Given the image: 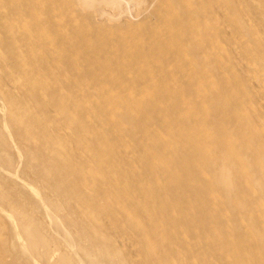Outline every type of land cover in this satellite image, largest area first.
<instances>
[{"label": "bare ground", "instance_id": "bare-ground-1", "mask_svg": "<svg viewBox=\"0 0 264 264\" xmlns=\"http://www.w3.org/2000/svg\"><path fill=\"white\" fill-rule=\"evenodd\" d=\"M0 264H264V0H0Z\"/></svg>", "mask_w": 264, "mask_h": 264}]
</instances>
